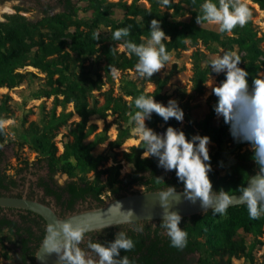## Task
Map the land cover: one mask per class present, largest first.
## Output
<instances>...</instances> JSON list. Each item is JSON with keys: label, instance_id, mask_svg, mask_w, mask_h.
<instances>
[{"label": "trees", "instance_id": "obj_1", "mask_svg": "<svg viewBox=\"0 0 264 264\" xmlns=\"http://www.w3.org/2000/svg\"><path fill=\"white\" fill-rule=\"evenodd\" d=\"M145 1L149 5L148 8L138 5L135 1L120 6V19L110 23V34L107 37L99 35L98 39L94 38L98 29L97 19L108 18L111 13H115L112 5H104L102 0H90L88 10L91 11L93 20L87 23L78 18V10L73 7L72 0H63L64 12L49 15L47 11L45 16L36 22L27 21L21 16H12L13 21H18L16 25L7 26L0 23V88L9 90L23 84L29 74L18 70L26 66L40 70L46 75L47 89L39 90L37 97L46 100L53 98L52 105L48 111L44 104L39 106L40 123H30L27 128L29 138L20 134L19 141L22 146L29 143L31 149L38 153L39 164L44 165L49 175L47 181L41 180L40 187L45 190L47 196L55 198L56 205L64 213L61 216L76 212L77 203L91 201L95 206H101L106 203L103 199L106 195H109V199H119L128 193L164 192L170 190L169 187L175 190L184 188L183 183L178 181L175 170L165 173L163 168L157 166L156 158L142 157L145 149L141 140L136 146L129 147L127 153L122 154L131 170L121 178L118 163L105 167L109 156L94 155L95 148L108 140L107 133L111 124L107 122L109 112L117 114L122 123H127L129 115L138 111L134 105L135 97L141 94L153 95L155 101L164 105L168 102L160 97L165 82H161L155 75L150 79L143 77L140 81L129 76L127 71H135L138 58L134 54L130 55L123 47V39H113L115 30L130 26V35L126 39L136 44L145 43L150 38V21L157 19L162 30L170 38L169 41H162L168 53L185 50V41L179 36L182 30L190 32L192 45H197L198 40L204 44L209 38L218 40L221 35L230 33L227 41L236 48L241 58L238 67L249 73L246 77L249 88L252 86L253 77L264 73V51L260 49L264 35L262 38L257 37L250 20L245 26H236L231 32L213 34L194 26L196 16L202 14L201 5L205 0H181L189 8L190 18L187 24L168 21L166 14L158 10L159 0ZM249 1L264 13V0ZM212 2L218 5V0ZM118 46L122 48V52L118 51ZM197 55V52L193 53V63L197 60ZM88 58H94L96 70L103 71L109 79L111 69L119 71L117 95L114 94L113 86L101 92L106 84L101 73L97 74L96 79L88 78L87 81L75 73L73 68L76 64L83 71L87 70L83 63ZM208 74L207 70L202 72L195 68L192 88L196 93L202 92ZM56 75L58 77L55 79ZM223 79V73L216 78L218 83ZM146 82L154 83L152 93L143 91ZM94 91L100 93L102 104L93 94ZM3 99L5 101L0 104V123L8 120L11 113L6 105L9 98L4 96ZM68 105H72L73 111L67 112ZM58 107L62 110L59 114ZM214 114V111L208 113L199 126L202 134L210 137L213 144V150L209 152L212 171L208 174L212 190H223L227 195H240L238 187L244 186L248 178L257 171L253 152L247 148H251L250 144L234 141L229 132V125L224 123L223 118L218 125H214ZM74 115H77L79 120H74ZM94 117L105 121L101 131H98L95 124H91ZM146 124L159 134L168 126L177 128L179 125L174 118L164 122L155 113H152L150 120H146ZM61 130H64V151L59 153L54 139ZM129 130L130 126L117 128L116 138L107 143L108 148L119 149L129 138ZM183 130L191 131L189 126ZM0 132L3 130L0 129ZM91 136L92 139L88 140ZM227 143V148H221L222 144ZM3 146L4 137L0 134V162L4 158ZM227 155L231 158L226 161ZM56 173L65 174L70 181L58 186L52 178ZM90 173L91 177L87 178ZM15 185L12 178L9 179L4 174L0 176V190L9 191L10 187ZM133 186H140L143 190L132 191ZM121 193L125 194L121 196ZM25 218L26 216L21 215L20 222L0 220V232H10L7 242L11 245L10 253L14 264H35V253L46 235L45 229L42 237H36L34 245L30 246L34 232L31 228L22 226L28 223ZM157 222L158 226L154 230L148 226H143V232L129 229L127 235L135 242V247L129 252L121 250V256H128L131 264H208L209 261L231 264L232 259H243L253 264L252 251L256 246L264 247V215L259 219H250L246 205L227 208L224 214H214L209 210L203 215L182 218L180 227L187 233V246L182 250L170 246L168 237L161 240L159 233L164 229L160 227V221ZM121 230L122 228L117 226L115 229L103 230L99 234L104 233L106 236H99V240L92 241H112L115 233ZM240 233L251 235L252 242L247 244ZM151 235L153 237H150ZM145 240H149L147 245L144 244ZM162 243L163 245L158 247V244ZM187 255H192L195 259L190 257V260L186 261ZM261 264H264V260Z\"/></svg>", "mask_w": 264, "mask_h": 264}, {"label": "clouds", "instance_id": "obj_2", "mask_svg": "<svg viewBox=\"0 0 264 264\" xmlns=\"http://www.w3.org/2000/svg\"><path fill=\"white\" fill-rule=\"evenodd\" d=\"M162 3L169 7L172 0H162ZM201 12L195 18L196 23L218 25L221 33L231 32L236 26H245L252 15L242 0H218V5L212 0H205L201 5ZM149 32L150 38L141 44L126 39L130 35V26L115 30L113 39L124 40L123 47L130 55L134 54L138 58L135 71L141 77L150 79L170 59L166 45L162 43L170 38L157 19L150 21ZM94 38L98 39L99 33H94ZM240 62L239 55L226 51L212 59L208 67L211 66L212 72L223 73L225 76L219 84L211 81L212 94L217 98L213 105L214 113L229 125L234 141L250 144L252 157L257 165V171L250 176L247 184L238 187L240 201L246 205L249 218L255 220L264 215V76L253 77L252 86L249 88L246 79L249 73L238 67ZM134 105L138 111L132 115L131 120L144 144V153L147 154L144 158L154 157L158 161V167L165 171L175 170L178 181L184 185V199L192 203L199 199L204 211L211 209L214 214H224L232 202V197L223 190H212L208 176L212 171L207 147L211 143L210 137L196 134L189 139L182 130L172 126L159 134L146 126L145 120H150L152 113L157 114L164 122L174 118L182 123L184 112L175 99H169L167 105H164L156 102L153 95L141 94L134 98ZM169 189V192L159 195L163 210L160 227L165 230L170 246L182 250L187 246V233L180 227L182 216L177 211L170 210L168 197L176 193V190L173 187ZM179 202L178 199L177 203ZM116 204L122 207L120 202ZM124 213L125 221L131 222L135 213L131 209ZM134 230L143 232V226ZM86 231V227L73 226L68 221L49 224L48 235L44 241L45 253H56L60 264H131L128 256L120 254L121 250L129 252L135 247V242L126 232H116L114 240L105 243L89 239L86 251L80 247L84 243Z\"/></svg>", "mask_w": 264, "mask_h": 264}, {"label": "rangeland", "instance_id": "obj_3", "mask_svg": "<svg viewBox=\"0 0 264 264\" xmlns=\"http://www.w3.org/2000/svg\"><path fill=\"white\" fill-rule=\"evenodd\" d=\"M73 7L77 9V16L84 22H91L93 20L91 16V11L88 10L90 0H72ZM104 5H112V9L115 10V13H111L108 18L97 19L98 29L96 30L99 35L107 37L110 34L109 25L111 22H115L120 19L119 7L122 5H129L135 1L138 5L148 8V3L145 0H102ZM251 11V24L253 30L257 32V37L262 38L264 35V13L258 9L256 4H253L249 0H242ZM0 7H8L9 12H3L0 15V23L7 26L16 25L18 21H13L12 16H21L27 21L36 22L42 19L45 13L48 11L49 15H55L58 13L64 12L63 0H0ZM158 10L160 13H165L167 20L170 22H180L187 24L189 22V8L181 2V0H172L171 6L165 7L162 3V0H159ZM195 28H198L202 31H208L213 34H219V26L204 22L200 25L197 23L194 25ZM181 38L185 41V50L180 51H171L169 52L170 59L165 63L164 68L160 72L155 73L154 75L159 78L161 82H165V85L162 86L160 91V97L165 101L169 99H175L179 107L184 112L183 122L177 125V129L182 130L187 138H191L193 135L199 134L204 136L201 132L199 126L204 121L206 115L213 110V105L216 103L217 98L212 94L211 91V81L215 84H219L216 80L219 74H216L211 71V66L208 67V63L216 58L217 55H222L223 52L231 51L235 52L237 55L236 48L230 45L227 41V36H230V33H227L226 36H220L218 40L208 39L204 44L201 40H198L197 45H192L190 40V32L182 30L180 31ZM169 41V40H166ZM260 49L264 51V41L260 44ZM118 51L122 52V48L118 46ZM68 52V51H67ZM197 52V60L193 63V53ZM69 55L72 56V53L69 52ZM92 65V67H91ZM83 67L86 68V71L80 69L78 64L73 68L75 73L80 76L81 79L87 81L88 78H97V74H102V79L106 83L103 85L101 92L108 90L113 86L114 94H118L117 86L120 81V73L118 70L111 71V79L108 78L105 73L99 69L96 70V65H94V58H88L83 63ZM195 68L199 71L207 70L209 72L207 80L203 86L202 92L200 94L196 93L192 86L194 85L193 78ZM18 71L23 73H28V77L23 84L13 88V89H1L0 88V104H2L4 96L9 98L6 105L7 108L11 111L10 118L2 123H0V129L3 132L4 137V146L2 151L4 152V162H2L0 169L3 171L4 175L8 178H14L20 180L26 186H30L37 178L49 179L48 172L43 164H39L38 153L31 149L29 143L20 145L19 135L29 138V132L27 130L28 125L32 122L40 123L41 120V111L39 106L42 104L45 105L46 111L52 105L53 98L48 100L40 99L37 97L39 90L47 89V80L46 75L41 73L40 70H37L31 66H26L23 69ZM86 72V73H85ZM129 76L133 79L138 78L142 80L143 77L137 74L136 71H127ZM261 76H264V73H261ZM58 75L55 76V79ZM154 90V83L146 82L143 85V91L146 93H152ZM93 94L96 96L100 104H102V97L100 93L94 91ZM158 102V101H156ZM67 112L73 111L72 105H68L66 108ZM61 108H57V113L61 112ZM134 114H130L127 123H122L117 114H112L109 112L107 122L111 123L108 130V140L104 144L97 146L94 150V155H105L109 156V161L106 163L105 167L113 166L118 163L120 167L119 177L127 175L131 170V167L126 164L123 159L122 154L128 152V148L131 146H136L141 140L137 132L135 131V125L131 120V117ZM222 117H217L214 114L213 124L218 125ZM74 120H79L77 115H74ZM91 124H95L98 127V131L103 129L105 121L94 117L91 121ZM146 124V120H145ZM147 125V124H146ZM126 126H130L129 138L122 144L118 149H109L107 143L114 141L116 138V132L118 129H124ZM190 127V132L184 131L185 127ZM64 130H61L57 137L54 139L56 146L59 150V153H62L64 149L62 148V142L64 141ZM92 136L88 138L91 140ZM229 143L222 144L221 148H227ZM209 152L213 150V144L210 143L208 146ZM251 149L250 147H247ZM144 153L142 157L146 156ZM231 158L230 155L226 156V161ZM27 163V166H26ZM166 173V171L164 170ZM92 173L88 174L87 178L91 177ZM53 180L58 186H63L70 179L65 174L56 173L53 177ZM23 188V186H22ZM19 188L18 191L23 189ZM35 193L39 195V198H44L43 193L39 189L33 188ZM132 191H142L143 188L140 186H133ZM109 195L103 197V199L108 202ZM47 203L51 204L55 210L60 211L59 207L54 203V200L50 199ZM91 201L88 203H79L77 204V210H86L89 209ZM9 215L8 213H6ZM245 239L247 244L252 242L251 235H245L243 233L239 234ZM10 235L8 233L0 234V264H14L12 256L10 253L11 245L9 246L8 240ZM88 251V249H85ZM253 255V264H261L264 260V247L256 246L252 251ZM208 264H216L214 261H209ZM231 264H249L247 261L240 260H231Z\"/></svg>", "mask_w": 264, "mask_h": 264}, {"label": "water", "instance_id": "obj_4", "mask_svg": "<svg viewBox=\"0 0 264 264\" xmlns=\"http://www.w3.org/2000/svg\"><path fill=\"white\" fill-rule=\"evenodd\" d=\"M245 182V185L249 181ZM170 190L164 192L157 191H147L140 193H128V195L121 197L119 199H111L101 206L92 205L86 210H77L76 212L66 214L64 216H59L56 210L50 206L43 205L39 203L38 200L28 199L26 197H0V209H21L25 211L32 212L41 218L46 229L49 224H56L57 221H68L73 224V226L80 225L86 227L85 236L90 233L103 231L106 229H111L114 227H121L128 225L129 223L142 222V221H161L162 218V208L160 207L161 193H167ZM232 197V202L230 207H239L245 205L240 201V195H228ZM179 199V203L177 200ZM170 210L177 211L182 218H187L193 215H203L207 211H204L200 206V201L197 199L196 203H192L183 197V190H176V193L171 194L168 197ZM116 202H120L122 207L120 208ZM131 209L135 216L131 222H127L124 219L126 211ZM152 217V219H149ZM109 225V226H106ZM48 232L46 230V236ZM44 240L35 253V264H60L58 255L56 253H45L44 251ZM38 257L40 259H38Z\"/></svg>", "mask_w": 264, "mask_h": 264}, {"label": "flooded vegetation", "instance_id": "obj_5", "mask_svg": "<svg viewBox=\"0 0 264 264\" xmlns=\"http://www.w3.org/2000/svg\"><path fill=\"white\" fill-rule=\"evenodd\" d=\"M2 162H4V158L3 160L0 162V166L2 164ZM3 171L0 169V176L3 175ZM12 178V177H11ZM10 179V178H9ZM16 185L15 187H10L9 191H3V190H0V197H26L28 199H33V200H38L39 203L43 204V205H46V206H50L52 207V205L49 203H47L48 200L52 199L54 200V203L56 202L55 198L52 197V196H47L46 193H45V190L43 188L40 187V182L41 180H45L47 181L48 179H45V178H37L30 186H26L25 183L21 184L22 182L20 180H16L14 178H12ZM23 186V188H22ZM36 188V189H39L40 192L43 193V196L44 198H39L34 189L33 188ZM19 188H22L23 190L22 191H18ZM125 193H121V196L124 195ZM88 203V202H87ZM56 204V203H55ZM79 204V203H77ZM77 204L75 205V209L77 210ZM91 205H95L93 202L91 203ZM54 209V207H52ZM60 209V208H59ZM6 213H8L9 215H7ZM27 213H30L32 215H29ZM56 213L61 216L63 215L64 213L60 210V211H57L56 210ZM21 215H24L26 216L25 219H27V224L26 225H23L22 226H25V227H29L31 228V231L34 232V237H33V241L30 243V246H33L34 245V241L37 238H41L42 235H43V231L46 229V225L44 223V221L38 217V215L32 213V212H29V211H25V210H21V209H0V220L2 219H6L8 221L10 220H13V221H17V222H20V216ZM148 226V227H151L152 230H154L157 226H158V222L156 221H142V222H135V223H129L128 225H125V226H121L119 228H122L121 231H124L126 233H128L129 229L130 230H133L139 226ZM115 229V227L113 228ZM47 230V229H46ZM99 232H102V231H99ZM99 232H94V233H90L89 235H86L84 237V243H82L80 245L81 248L83 249H87L86 245H87V241L89 239L91 240H99V236H106V234L104 235V233H102L101 235L99 234ZM3 233H8L10 235V232L8 230L6 231H3V232H0V234H3ZM159 236L160 238H162L161 240H163L164 238H167V235L165 233V230H162L161 233H159ZM150 237H153L152 235ZM149 243V240H145V245H147ZM165 243V242H164ZM162 244H158V247L162 246ZM190 257H194L192 255H187L185 257V260L186 261H189L190 260ZM195 259V257H194Z\"/></svg>", "mask_w": 264, "mask_h": 264}, {"label": "bare ground", "instance_id": "obj_6", "mask_svg": "<svg viewBox=\"0 0 264 264\" xmlns=\"http://www.w3.org/2000/svg\"><path fill=\"white\" fill-rule=\"evenodd\" d=\"M6 11H10L8 7H0V15L3 13V12H6Z\"/></svg>", "mask_w": 264, "mask_h": 264}]
</instances>
